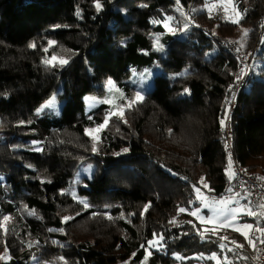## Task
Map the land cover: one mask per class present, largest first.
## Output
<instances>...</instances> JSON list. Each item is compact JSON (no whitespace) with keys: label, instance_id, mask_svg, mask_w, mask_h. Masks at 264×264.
I'll return each instance as SVG.
<instances>
[{"label":"trees","instance_id":"obj_1","mask_svg":"<svg viewBox=\"0 0 264 264\" xmlns=\"http://www.w3.org/2000/svg\"><path fill=\"white\" fill-rule=\"evenodd\" d=\"M206 2L100 0L97 12L94 0H0V257L9 259L0 264H172L176 253L248 245L236 231L221 240L223 230L213 235L189 213L193 186L230 193L220 121L237 82L236 52L251 57V68L230 122L232 151L243 169L264 175V0H234L239 23L193 9ZM242 28L247 35L234 39ZM49 40L55 45L45 53ZM53 55L69 62L46 67L42 60ZM155 65L142 101L122 119L112 116L97 141L83 132L110 111L101 104L86 112V96H104L111 80L124 93L122 107L138 91L133 72ZM51 96L63 102L59 114L38 112ZM87 164L91 177L75 181ZM66 208L75 224L94 223L91 236L68 233ZM5 217L13 221L4 229ZM154 233L164 236L162 247L147 255ZM236 249L248 264L251 254Z\"/></svg>","mask_w":264,"mask_h":264},{"label":"rangeland","instance_id":"obj_2","mask_svg":"<svg viewBox=\"0 0 264 264\" xmlns=\"http://www.w3.org/2000/svg\"><path fill=\"white\" fill-rule=\"evenodd\" d=\"M212 5H215V7L212 8V11L210 12L211 16H214L216 14H220L221 18H223L224 20L230 21V22L232 19L235 18V13L232 10V5L228 4L227 0H207V2L204 5L196 4V6H194L193 9L201 10V9L205 8V10L209 11L208 9ZM225 8L228 9L227 14L224 11ZM244 31H245V29L242 28L237 36L232 35V36H234L233 38L236 40L244 38V36H245L243 34ZM159 71H160V67L158 65H155L149 70L146 69V70L141 71V72H138V71L133 72L129 81L135 83L137 85V90H138V91H136V93L133 94V98H135V96L138 92L143 97V95L151 89L153 77H154L155 73H158ZM105 91H106V94L104 96L89 95V96H86L84 98L86 112H89L90 110H92L93 108H95L96 106H99L101 104H106L108 107H110V109H109L110 111H116V110H119L120 108H123L125 110L126 108L129 109V108L135 106V105H131V107H128V103H129V100H128V101H126L124 106L118 107L117 100H120L121 96L124 93L121 90L119 91L113 82H112V86H109L108 83H106ZM105 101H107V102H105ZM62 105H63V102L58 101L55 96H51L50 98H48L47 100H45L41 104V106L38 109V112L50 113L53 110V113L56 112L57 114H59V112L62 108ZM123 117H124V115H123ZM109 122H110V119H109ZM91 129H95V128H88V130H91ZM85 130L86 129L83 130L84 133H85ZM100 132L95 133V135L98 137ZM168 135H170V134H168ZM171 140H173L172 142L175 143L176 142L175 141L176 136L173 135ZM36 149H38V148H36ZM255 170L258 172H261L259 169H255ZM92 173H93V166L91 164L81 166L79 168L78 172L76 173L77 175L75 177V181H77L78 178H80L82 176L89 179L91 177ZM200 189H201L202 195L204 197H207L209 200H212V199L229 200L230 197L234 196V194H229L228 199H225V197H214V196H211L210 194H208L206 189H202V188H200ZM63 191H65V194L72 196L76 201H79L82 205H85V201L77 198L75 196L74 192L66 191V189ZM194 196H195V201L197 202V206L194 209L200 208V214L202 216H204L205 218L212 215L213 214L212 211L209 208H204L202 206L201 202L199 200H197L195 192H194ZM237 199H239V197H237ZM239 203H240V205L248 204L246 202L241 201V199L239 200ZM236 206L237 205L233 202V203L229 204L227 207L231 208V207H236ZM252 209H253V207H252ZM254 211H256V210H254ZM60 214L62 216V219H63V217H71V219H69L68 221L72 222V225L68 228V233L70 230V234L72 236H77V238L80 240H84L87 237L91 236L92 233H91L90 229L92 228L91 225L94 223H92V222H81V223L75 224L74 221L78 216L74 214V211L71 208L63 209L60 212ZM7 218H8L7 220L3 219V228L4 229L7 226H9L13 221L12 218H10V217H7ZM194 218L198 223L202 224L205 227L216 226L213 223H202L197 217H194ZM244 223L253 224L254 229H255V227H257L255 225V223H258V219L256 217H249V216L241 214V215L237 216V221L234 222V226L240 227ZM254 229L252 230L253 237H257L260 234V232H256ZM219 230H223L224 232H221V234H224V236L227 238H230V237L233 238L235 236L234 234L233 235L231 234L232 233L231 231H234L233 228H231V227L219 228ZM240 243H242V242L240 241ZM259 243H260V240H259ZM224 245L226 247H225V250H223V251L220 248L219 250L211 252L210 254H207V255L198 254V255L193 256L192 258H183L181 255L176 253L173 255L174 262L172 264H223L225 257H227V259H228V264H244V262L241 261V258H242L241 255L242 254L240 253V251H238L237 249H235V251H228L227 250L230 248H234L235 245H233V246H231L230 244H224ZM242 245H244L243 249H248V247H249V245H247L245 243H243ZM258 245H257V247H258ZM155 248H156V246L149 248L147 245V249H146L147 255H149V253L151 252V249H155ZM214 253L217 256V259H211L212 255ZM7 260H9L8 257H6L4 259V261H7ZM41 264H69V263L67 261L61 260L59 258L58 259L57 258H55V259L50 258L49 261H44Z\"/></svg>","mask_w":264,"mask_h":264},{"label":"snow or ice","instance_id":"obj_3","mask_svg":"<svg viewBox=\"0 0 264 264\" xmlns=\"http://www.w3.org/2000/svg\"><path fill=\"white\" fill-rule=\"evenodd\" d=\"M177 5H179L180 0H176ZM227 3L232 5V10L235 13V18L231 20L232 23H239V20L242 18V13L239 11L238 6L235 5L234 0H227ZM94 6L97 10V12L102 10V4L100 3V0H94ZM215 5H212L211 7H209V12L212 11V8H214ZM179 10V9H178ZM225 13L227 14L228 9L225 8L224 9ZM246 11V10H245ZM172 17H167V21L172 20ZM165 27H168L167 22L165 23ZM188 29V24L185 23L184 24V28L183 30H187ZM169 31H173V29L169 28ZM245 36L247 35V30L244 31L243 33ZM48 46L49 47H45L43 49V51L45 53H47L49 51L50 47H53L55 45V41L53 40H49L48 42ZM242 46V45H241ZM29 47H36V45L34 43L29 44ZM157 50H160L159 48ZM237 51H240L239 48H237ZM68 59L65 58H59L56 55L51 56L50 59H44L42 60V63L45 64L46 67H57V66H64L68 63ZM241 79V77H237V80ZM108 85L112 86V81L108 80ZM188 90L185 89V92H187ZM143 99V97L140 95V93L138 92L135 96V98H133L132 100L129 101L128 103V107H131L132 104L138 103ZM107 102V101H105ZM228 109L225 110V117L221 119L220 123L223 126H226V119H228ZM124 115V109L120 108L119 110L116 111H110L108 113V115H106L104 121L102 124L98 125L95 129H91L85 130V134L89 135L93 141H97L98 137L95 135V133H98L100 131H102L109 123V119L112 116H116L120 119L123 118ZM226 147H228L227 143L225 145ZM39 150V149H37ZM98 149L96 147V143H93V148L92 151L96 152ZM124 151L126 152L127 149H124ZM226 173L228 174V178L229 181H231L235 176L236 173L232 171V159L231 156H229L228 158V165H227V169H226ZM256 179L264 181V177H257ZM201 185H203L204 188H208V185L204 182L203 178H201V181L199 182ZM194 188V192L196 194V198L197 200H199L202 204V206L204 208H209L212 211V215L208 216L207 218H205L204 216H202L200 214V208H196L193 211H191L189 214L197 217L202 223H213L214 226L212 229H206V231H210L213 235H215L217 233V231L219 230V228H225V227H231L233 228L234 231L240 232L241 235L244 236L245 240L247 241L248 245L255 248V240L252 238V236L249 234L253 229L254 226L253 224H249V223H244L242 224L240 227H235L234 226V222L237 221V216L238 215H246L249 217H264V203H261L258 205V207H260L262 210L257 213L256 211H254L252 209V207L250 206V204H244V205H240L239 200L240 199H245L247 200L250 195L251 192L247 189L244 190L243 194L241 193H236L234 196L230 197L229 200H209L207 197H204L201 193V189L199 187L193 186ZM209 191H211V189H209ZM229 192L232 191L231 188L228 189ZM237 197H239V199H237ZM235 203L237 206L236 207H227L229 204L231 203ZM194 203V201H189V204ZM85 208L88 207L87 204L84 205ZM150 205H145V209L144 211H147L148 207ZM186 209L184 207H179L178 208V212L183 213L185 212ZM5 220H7L8 218L5 217ZM69 219H71V217H63V222H67ZM170 223H175V221H170ZM193 227H195V225H193ZM256 232H260L261 233V237H257L256 239H259L261 243H264V228L261 227H255L254 229ZM51 231V230H50ZM199 231V230H198ZM201 238H203V232H200ZM164 239V236L162 234H160L159 236H157V234H153V239L149 240L148 243V247L151 248L153 246H160L162 247L161 241ZM221 240H226L227 237H220ZM231 243L233 245H235L234 248H230L227 249L228 251H235L236 248H242L244 247V245L242 244H238L236 241H231ZM225 245L222 243L220 245L221 250H225ZM151 254V253H149ZM0 259H4V257H0ZM211 259H217L216 254L214 253L211 257ZM223 264H228V259L227 257L224 258V262Z\"/></svg>","mask_w":264,"mask_h":264},{"label":"built area","instance_id":"obj_4","mask_svg":"<svg viewBox=\"0 0 264 264\" xmlns=\"http://www.w3.org/2000/svg\"><path fill=\"white\" fill-rule=\"evenodd\" d=\"M234 51H236L234 49ZM236 57L240 62L236 76L241 77L237 80L235 85V90L228 98V119H226L224 126V135L228 147L225 146L226 159L228 162L229 156L232 159V171L236 173V176L231 180L229 188L232 191L229 194L241 193L243 194L244 190L247 189L251 192L250 197L242 201L256 207L260 212L262 209L258 207L259 204L264 203V181L256 179L257 177H264L261 172L251 171L243 169L236 161L235 156L232 151V132H231V118L236 106V100L238 93L244 87V83L247 81L249 76V69L251 68V57L244 54L243 52H236ZM226 145V144H225ZM229 194L225 195V199H228ZM264 223V217H261ZM264 228V225H263ZM264 238V237H262ZM248 264H264V243H259L256 250L248 258Z\"/></svg>","mask_w":264,"mask_h":264},{"label":"crops","instance_id":"obj_5","mask_svg":"<svg viewBox=\"0 0 264 264\" xmlns=\"http://www.w3.org/2000/svg\"><path fill=\"white\" fill-rule=\"evenodd\" d=\"M241 201H242V200H241ZM243 202H244V201H243ZM251 206H252V205H251ZM252 207H253L254 210H256L257 213H259V211H258V209H257L256 207H254V206H252ZM256 218L258 219V223H255V225H257V224H261V222H262L261 217H256ZM259 227L263 228L261 225H259ZM260 234H261V233H260ZM260 234H259L257 237H260V236H261ZM250 235H251L252 238L255 240V245L257 246V245L259 244V239H256L257 237H253L252 231H251ZM256 246H255V248H256ZM255 248L249 246L248 249H247L248 254H249V253L251 254V253L255 250ZM241 256H242V255H241ZM242 258H243V257H242ZM245 258H247V255L245 256Z\"/></svg>","mask_w":264,"mask_h":264}]
</instances>
